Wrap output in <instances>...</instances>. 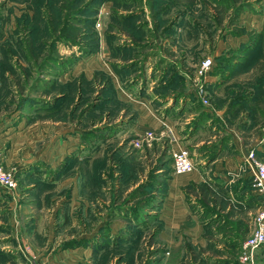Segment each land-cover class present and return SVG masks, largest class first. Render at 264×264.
I'll list each match as a JSON object with an SVG mask.
<instances>
[{
	"label": "rangeland",
	"instance_id": "1",
	"mask_svg": "<svg viewBox=\"0 0 264 264\" xmlns=\"http://www.w3.org/2000/svg\"><path fill=\"white\" fill-rule=\"evenodd\" d=\"M205 57L210 66L203 72ZM246 89L264 101V0H0V122L16 116L52 122L68 150L54 170L74 173L81 155L83 166L99 173V232L82 238L69 226L61 236L62 247L90 249L85 264H239L240 242L260 201L237 218L243 232L234 244L214 250L183 239L181 258L171 259L158 235L157 208L171 148L150 129H127L138 102L173 119L193 113L181 128L185 138L198 127L219 130L226 104L232 107L229 96L249 99ZM12 112L16 116L6 117ZM256 120L262 131L263 118ZM201 141L195 152L206 147L207 139ZM0 157L4 165L1 147ZM4 168L15 178L12 167ZM248 184L255 194L252 177ZM184 189L205 233L236 235L224 225L228 216L240 217L237 208L218 214L227 200L208 206L202 184ZM113 221L122 226L111 234ZM254 255V264H264V246Z\"/></svg>",
	"mask_w": 264,
	"mask_h": 264
},
{
	"label": "crops",
	"instance_id": "2",
	"mask_svg": "<svg viewBox=\"0 0 264 264\" xmlns=\"http://www.w3.org/2000/svg\"><path fill=\"white\" fill-rule=\"evenodd\" d=\"M212 83L210 87L213 86ZM245 91L248 92L245 95L249 99L243 100L241 94L235 95L237 92L229 96L232 107L228 108L229 104H226L219 130L213 125L205 126L204 130L198 127L188 135L185 134L186 138L181 135V128L193 113L189 112L178 120L170 116L171 112L161 115L148 105L138 102L133 105L137 108L138 115L128 127L129 132L150 129L162 137L169 148H187L194 162V167L183 174H173L170 166V172L163 173L164 179L158 186L159 189L157 188V191L162 188V193L157 192L161 196L157 205L160 222L158 235L171 259L181 258L183 249L180 244L183 239L194 245H212L209 249L214 250H221L223 243L234 244L237 234L243 232L236 228L239 226L237 218L243 220V214L251 213L260 201L259 196L249 188L252 175L243 158L245 152L251 149L257 157L264 160V129L262 128V132L256 120L260 117L264 120V101L255 98L254 89ZM241 104H248L250 112L241 110ZM218 111L220 110H215ZM230 113L237 115L231 119ZM16 114L12 112L6 117ZM242 116L244 121L241 120ZM208 121H205L206 124ZM42 123L25 122L23 117L17 116L10 123L0 122V147L4 165L15 170L17 182L15 189H0V264H85L90 258V249L83 246L73 249L62 247L65 240L61 236L65 235L69 226H75L78 236L82 238L99 232L103 225L100 197L97 195L99 173L97 170L89 171V165L83 166L85 162L81 155L75 159L77 169L80 168L74 173L63 174L62 171L54 170L67 154V146L59 136L61 128L52 122ZM203 139H207L206 147L201 152H195ZM91 162L96 163L94 158ZM88 163L89 161L86 162ZM84 169L88 171L85 172ZM193 183L203 185V201L208 206L214 204L216 198L228 201L224 208L218 210V214L229 215L231 208L240 211V217L234 219L228 216L227 220L231 223L224 225L231 231L235 230L236 235L204 232L205 227L191 212L184 199V187ZM249 196L252 200L246 201ZM206 211L211 212L208 209ZM121 224L109 222V233H114ZM250 229L249 226L248 233ZM203 254L212 259H221L211 252ZM255 259L257 256L254 255Z\"/></svg>",
	"mask_w": 264,
	"mask_h": 264
},
{
	"label": "built area",
	"instance_id": "3",
	"mask_svg": "<svg viewBox=\"0 0 264 264\" xmlns=\"http://www.w3.org/2000/svg\"><path fill=\"white\" fill-rule=\"evenodd\" d=\"M209 66L210 59L205 57L199 63V70L204 72ZM150 137L151 133L145 134V138ZM243 161L251 172L253 190L260 198V206L253 215L248 235L240 243L237 261L239 264H254L255 250L264 246V161L251 149L245 152ZM170 162L172 172L175 174L187 173L193 168V162L185 147L171 149ZM15 183L13 174L4 168L0 157V188L12 190Z\"/></svg>",
	"mask_w": 264,
	"mask_h": 264
}]
</instances>
